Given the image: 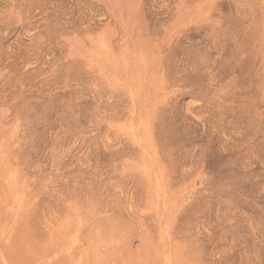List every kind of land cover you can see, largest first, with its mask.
<instances>
[{"label": "rangeland", "instance_id": "374dc122", "mask_svg": "<svg viewBox=\"0 0 264 264\" xmlns=\"http://www.w3.org/2000/svg\"><path fill=\"white\" fill-rule=\"evenodd\" d=\"M0 264H264V0H0Z\"/></svg>", "mask_w": 264, "mask_h": 264}]
</instances>
